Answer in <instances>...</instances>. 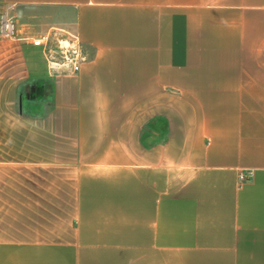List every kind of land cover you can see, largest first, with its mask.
<instances>
[{"label":"crops","instance_id":"crops-1","mask_svg":"<svg viewBox=\"0 0 264 264\" xmlns=\"http://www.w3.org/2000/svg\"><path fill=\"white\" fill-rule=\"evenodd\" d=\"M0 6L89 52L58 77L43 57L50 110L10 129L26 143L0 158V264H264V0ZM3 164L28 199L3 201Z\"/></svg>","mask_w":264,"mask_h":264},{"label":"rangeland","instance_id":"rangeland-1","mask_svg":"<svg viewBox=\"0 0 264 264\" xmlns=\"http://www.w3.org/2000/svg\"><path fill=\"white\" fill-rule=\"evenodd\" d=\"M12 17L15 32L5 34V18ZM57 28H51V30ZM48 30L41 22L27 21L19 16H12L4 6H0V158L2 163L9 164V161L21 156H14L11 146L15 148L25 147V131L12 132L18 123L19 127L25 128L26 121L23 117H41L48 113L52 101L53 86L46 82L44 78L38 77L44 67L43 55L37 46L32 44L30 39L24 36L38 35ZM31 33V34H30ZM45 34V33H44ZM22 36L23 38H19ZM29 71L28 77L26 71ZM18 119V120H16ZM3 201L16 197L20 200L28 199L31 194L26 192V188H11L10 177L12 174L9 166L3 164ZM19 176H26L30 179H40L41 171L16 172ZM31 191L30 189H28ZM46 205L24 204V203H4L2 204L3 213L19 212L31 209H43ZM7 215V214H6ZM34 223H38L34 221ZM22 226L25 221H20Z\"/></svg>","mask_w":264,"mask_h":264},{"label":"built area","instance_id":"built-area-1","mask_svg":"<svg viewBox=\"0 0 264 264\" xmlns=\"http://www.w3.org/2000/svg\"><path fill=\"white\" fill-rule=\"evenodd\" d=\"M12 17L5 18V34L15 32ZM19 38H23L20 36ZM42 51L46 72L50 77L75 74L89 58V52L79 36L69 30L57 28L47 31L40 36H24ZM251 172L243 171L239 174L240 180L245 181Z\"/></svg>","mask_w":264,"mask_h":264}]
</instances>
